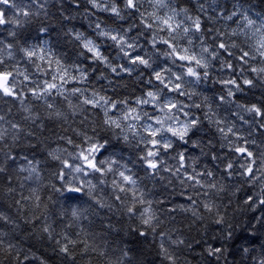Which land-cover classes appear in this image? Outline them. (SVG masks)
I'll return each instance as SVG.
<instances>
[{
  "label": "clouds",
  "instance_id": "obj_1",
  "mask_svg": "<svg viewBox=\"0 0 264 264\" xmlns=\"http://www.w3.org/2000/svg\"><path fill=\"white\" fill-rule=\"evenodd\" d=\"M0 264H264V0H0Z\"/></svg>",
  "mask_w": 264,
  "mask_h": 264
}]
</instances>
